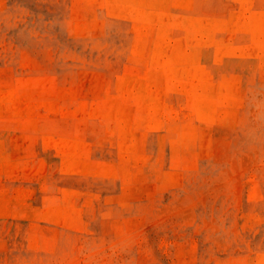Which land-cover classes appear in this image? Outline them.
Wrapping results in <instances>:
<instances>
[{
  "label": "rangeland",
  "instance_id": "obj_1",
  "mask_svg": "<svg viewBox=\"0 0 264 264\" xmlns=\"http://www.w3.org/2000/svg\"><path fill=\"white\" fill-rule=\"evenodd\" d=\"M0 264H264V0H0Z\"/></svg>",
  "mask_w": 264,
  "mask_h": 264
},
{
  "label": "bare ground",
  "instance_id": "obj_2",
  "mask_svg": "<svg viewBox=\"0 0 264 264\" xmlns=\"http://www.w3.org/2000/svg\"><path fill=\"white\" fill-rule=\"evenodd\" d=\"M167 49V48H166ZM168 51V50H167Z\"/></svg>",
  "mask_w": 264,
  "mask_h": 264
}]
</instances>
